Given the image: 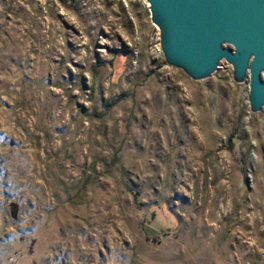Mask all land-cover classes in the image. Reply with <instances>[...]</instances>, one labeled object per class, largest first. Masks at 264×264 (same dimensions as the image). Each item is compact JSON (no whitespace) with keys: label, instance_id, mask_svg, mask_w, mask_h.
<instances>
[{"label":"rangeland","instance_id":"rangeland-1","mask_svg":"<svg viewBox=\"0 0 264 264\" xmlns=\"http://www.w3.org/2000/svg\"><path fill=\"white\" fill-rule=\"evenodd\" d=\"M150 13L0 0V264H264L263 109L226 60L168 64Z\"/></svg>","mask_w":264,"mask_h":264},{"label":"water","instance_id":"water-1","mask_svg":"<svg viewBox=\"0 0 264 264\" xmlns=\"http://www.w3.org/2000/svg\"><path fill=\"white\" fill-rule=\"evenodd\" d=\"M168 64L208 78L222 60L236 82L249 80L253 112L264 113V0H146ZM16 217L17 204L8 205Z\"/></svg>","mask_w":264,"mask_h":264},{"label":"built area","instance_id":"built-area-1","mask_svg":"<svg viewBox=\"0 0 264 264\" xmlns=\"http://www.w3.org/2000/svg\"><path fill=\"white\" fill-rule=\"evenodd\" d=\"M125 1V0H124ZM135 1V0H134ZM147 4H148V7H149V3H148V1H147ZM157 28V27H156ZM157 38H158V41L160 40V31H159V28H158V32H157ZM156 52H158V54H161V53H163V51H162V49H161V44H160V41H159V44H158V46H155V49H154ZM136 52H138L137 51V49L136 50H134V54H136Z\"/></svg>","mask_w":264,"mask_h":264}]
</instances>
